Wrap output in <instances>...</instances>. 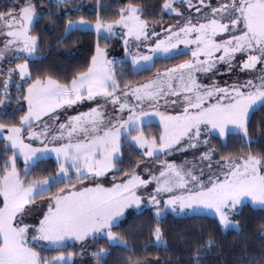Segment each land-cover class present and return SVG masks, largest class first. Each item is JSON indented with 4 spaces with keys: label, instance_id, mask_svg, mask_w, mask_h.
I'll return each mask as SVG.
<instances>
[{
    "label": "snow or ice",
    "instance_id": "6c2138e0",
    "mask_svg": "<svg viewBox=\"0 0 264 264\" xmlns=\"http://www.w3.org/2000/svg\"><path fill=\"white\" fill-rule=\"evenodd\" d=\"M95 2L93 20L75 0H13L0 10V108L13 86L16 101L0 112V264H76L75 247L88 252L89 242L98 245L90 259L106 264L112 247L133 252L127 237L143 231H115L130 209L150 207L149 243L160 245L169 213L210 214L220 230L239 231L242 205L264 207V151L254 153L249 133L250 114L264 106V0H154L150 10L128 0L107 15ZM42 16L63 20L57 45L72 31L94 33L89 58L70 74L32 67ZM158 60L163 70L125 79L129 64L139 75ZM232 133L241 147L225 154ZM52 156L54 169L30 176ZM214 231L186 242L191 264L215 246Z\"/></svg>",
    "mask_w": 264,
    "mask_h": 264
},
{
    "label": "trees",
    "instance_id": "16d2710c",
    "mask_svg": "<svg viewBox=\"0 0 264 264\" xmlns=\"http://www.w3.org/2000/svg\"><path fill=\"white\" fill-rule=\"evenodd\" d=\"M80 1L89 5V8L87 6L82 8L85 19L93 20L96 13L95 0H75V4L81 5ZM50 2L54 1L50 0ZM102 2L105 5V12L102 14L107 15L110 14L111 9H118L128 0H102ZM137 2L142 3L147 10H150L154 0H137ZM80 14L72 13L74 19L78 18ZM35 28L34 34H39L41 37V51L32 59L33 68H45L53 74L62 75L66 72L70 74L78 65L83 64L89 58L90 49L94 46V33H90L87 29L72 31L63 43L57 45V40L63 34V20L59 21V26H54L42 16ZM116 42L115 40L112 41L109 51L114 48ZM176 62L178 61H168L167 63L171 65ZM164 65V61L158 60L156 67L152 68L151 71H143L139 75H133L129 64V71L124 74L125 79L143 81L157 69L163 70ZM15 107L16 103L12 102L10 106L0 112L10 115ZM157 128L156 123L150 126L153 131H157ZM249 133L252 141L250 147L254 153L264 151V106L250 114ZM212 144H217L216 139L212 140ZM240 147L238 137L232 133L227 137V147L222 148L221 151L227 154L238 150ZM20 167L23 168L22 160ZM41 168L54 169L55 159L49 157L47 161L38 162L30 176H37ZM161 219L165 233L164 243L156 245L153 242L149 243V227L155 224L151 210L144 208L139 212L133 211L128 214L126 219L122 221L121 227L115 231L120 232L128 229L129 225L133 223L144 225L143 231H132L127 237L128 247L133 249V252L125 251L118 246L112 247L106 258V264H124L129 258L133 260H157L159 258L160 264H191L188 259L191 250L186 247V242L202 232L206 239L207 234L213 229H215L213 233L215 246L202 255L200 264H264V235H262L264 233V208L262 207L252 206L248 203L240 207L239 214L234 217L236 221H239V231L231 227L220 230L216 227L213 217L208 214H201L199 217L191 215L177 217L169 213ZM97 246L89 242L87 248L88 250H97ZM68 250L73 249L69 248ZM75 250L78 253L79 246H76ZM49 253L54 254V252ZM76 264L83 263L76 262Z\"/></svg>",
    "mask_w": 264,
    "mask_h": 264
},
{
    "label": "rangeland",
    "instance_id": "374dc122",
    "mask_svg": "<svg viewBox=\"0 0 264 264\" xmlns=\"http://www.w3.org/2000/svg\"><path fill=\"white\" fill-rule=\"evenodd\" d=\"M54 1V0H53ZM13 3V0H0V10H3V11H7V9H8V7L11 5ZM80 4H83V6H89L87 3H83V1H80ZM69 7H71V5H69ZM89 8V7H88ZM90 8H91V6H90ZM165 22L166 23H170L171 21L168 19V17L167 16H165ZM110 52V55H111V57H115V58H117V59H120L122 56H123V49H122V46L118 43V42H116L115 43V45H114V48L111 50V51H109ZM4 67H7V64H5L4 65ZM224 79H227V77H225ZM12 95H13V99H12V101H11V103L12 102H15L16 103V101H15V88H14V86H13V89H12ZM11 103L9 104V105H7L6 107H8V106H10L11 105ZM6 107H2V108H0V111H2L4 108H6ZM81 110H87L86 108H82ZM154 123H156L157 125H158V120H155L154 121ZM149 130H151L150 128H149ZM153 131V130H152ZM54 159H55V157L54 156H52ZM180 159H183V157H180ZM189 159H191V157L189 156ZM53 190H55V189H53ZM246 203H248V204H251L250 202H246ZM253 206V205H252ZM256 207H261V206H256ZM145 208H148L149 210H151L150 209V207H145ZM262 208H264V207H262ZM142 209H144V208H142ZM141 209V210H142ZM240 209V208H239ZM133 211H136L135 209H130L129 211H128V213H127V215L128 214H130L131 212H133ZM152 212V211H151ZM126 215V216H127ZM208 215H210V214H208ZM235 220V219H234ZM153 243H155V241L153 240L152 241ZM164 243V242H163ZM162 243V244H163ZM156 244V243H155ZM162 244H160V245H162ZM91 251H95V250H88V252H91ZM88 252H84V253H81L80 251L77 253V256L75 257V260H76V262H81V263H83V264H95V262L94 261H92L91 259H90V256L88 255ZM41 254L42 255H46V256H52V255H55V253L54 254H50L49 252H46V251H42L41 252ZM147 261H151L152 262V264H156V260H147ZM159 264H160V262H159Z\"/></svg>",
    "mask_w": 264,
    "mask_h": 264
}]
</instances>
